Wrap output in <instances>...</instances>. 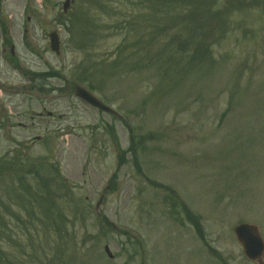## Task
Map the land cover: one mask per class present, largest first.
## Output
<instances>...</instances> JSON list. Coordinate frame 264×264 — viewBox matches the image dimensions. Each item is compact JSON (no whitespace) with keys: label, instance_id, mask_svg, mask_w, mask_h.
Here are the masks:
<instances>
[{"label":"rangeland","instance_id":"374dc122","mask_svg":"<svg viewBox=\"0 0 264 264\" xmlns=\"http://www.w3.org/2000/svg\"><path fill=\"white\" fill-rule=\"evenodd\" d=\"M63 2L0 0V264H255L234 227L264 238V0Z\"/></svg>","mask_w":264,"mask_h":264},{"label":"water","instance_id":"95a60500","mask_svg":"<svg viewBox=\"0 0 264 264\" xmlns=\"http://www.w3.org/2000/svg\"><path fill=\"white\" fill-rule=\"evenodd\" d=\"M70 0H65L63 3V10L66 12ZM50 48L52 51L59 53V37L58 34L53 31L49 34ZM75 95L80 99L86 101L88 104L111 114H117L116 111L102 103L92 93L85 88L77 85L75 87ZM234 233L238 242L242 245L244 254L247 258L255 261L257 264H264V240L260 234L259 228L255 224L240 223L234 228ZM109 257H112L108 246L104 247Z\"/></svg>","mask_w":264,"mask_h":264},{"label":"trees","instance_id":"16d2710c","mask_svg":"<svg viewBox=\"0 0 264 264\" xmlns=\"http://www.w3.org/2000/svg\"><path fill=\"white\" fill-rule=\"evenodd\" d=\"M178 0H150L151 4H152V9L156 10L158 9V6H162L161 11L159 9V14L164 13V10H167L168 7L169 9L174 7V5H176ZM162 15V14H161ZM175 15H200V10L191 5V4H186L183 6V8H181L180 10H178L176 12ZM207 34V33H206ZM205 37V33H202V38ZM173 40V39H172ZM190 41L188 40V43ZM170 44V43H168ZM188 44L186 43V45H184V48H182L183 51H187ZM210 57V48H209V44L204 41L201 40L199 43L197 42L195 47L193 48L192 52L186 57V62L190 65L192 63H199V62H205L209 59ZM168 61H172V65H179L182 64V67L185 65V69L187 70V68H189L187 65L185 64V62L180 59L179 57H176V52L173 51H169L168 52ZM171 69V67L169 68V70ZM167 70L166 74H168L170 71ZM194 223L196 224V222L194 221Z\"/></svg>","mask_w":264,"mask_h":264},{"label":"flooded vegetation","instance_id":"af4514ba","mask_svg":"<svg viewBox=\"0 0 264 264\" xmlns=\"http://www.w3.org/2000/svg\"><path fill=\"white\" fill-rule=\"evenodd\" d=\"M5 22L3 19L0 18V57H2L3 60H14L15 54H11V58L8 57L7 55V47L9 45V29L5 27ZM11 45L12 42H11ZM10 45V46H11ZM15 67V65H14ZM19 70H21V68L19 67ZM26 78L28 81L32 80V85H30V83L25 86L27 88V91L29 90V88H31V86L33 87V89L36 91L37 90V85H36V81L39 80L40 76L39 73L36 71H29L26 75ZM38 117H41L43 114L42 113H37L35 114ZM32 117H34V114L32 115Z\"/></svg>","mask_w":264,"mask_h":264}]
</instances>
